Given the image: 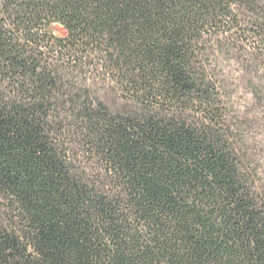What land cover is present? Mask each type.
<instances>
[{
  "label": "trees",
  "instance_id": "obj_1",
  "mask_svg": "<svg viewBox=\"0 0 264 264\" xmlns=\"http://www.w3.org/2000/svg\"><path fill=\"white\" fill-rule=\"evenodd\" d=\"M258 147L264 0H0V264H264Z\"/></svg>",
  "mask_w": 264,
  "mask_h": 264
},
{
  "label": "rangeland",
  "instance_id": "obj_2",
  "mask_svg": "<svg viewBox=\"0 0 264 264\" xmlns=\"http://www.w3.org/2000/svg\"><path fill=\"white\" fill-rule=\"evenodd\" d=\"M51 32L55 37H63L65 35V31L61 26H54ZM236 57H237L236 55L234 57H228V59H230L228 61H226V59L224 58L225 61L223 63L225 73H227V75L230 74L228 79L232 78L233 79L232 81L234 82V84L232 82L230 83V90L234 91L233 97H234V100L236 101L234 111L237 114L239 113L243 114L244 112L247 111V113H250L249 118L253 119V118H256L257 110L254 107L250 93L245 88L246 82L242 80H237V82L235 83V80H234L237 77H239V75H241L240 68L235 64L237 62ZM101 93L102 95L105 96L110 106L122 104L118 96H116L115 94L109 91H101ZM254 133H255V130H254ZM256 140L258 141V138H256ZM73 145L74 144H71V146ZM263 150L264 149H262V147H258L256 150V153L259 158V163H260V168H261V178L264 181V151Z\"/></svg>",
  "mask_w": 264,
  "mask_h": 264
}]
</instances>
